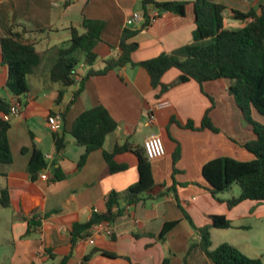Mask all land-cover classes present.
Segmentation results:
<instances>
[{
	"label": "crops",
	"instance_id": "obj_1",
	"mask_svg": "<svg viewBox=\"0 0 264 264\" xmlns=\"http://www.w3.org/2000/svg\"><path fill=\"white\" fill-rule=\"evenodd\" d=\"M153 1L183 2L184 15L160 12L147 25L144 19L127 26L126 20L132 14L144 16L142 0H0V42L10 35L13 27L16 33H21L14 36L18 42L33 44L37 51L43 52L66 44L71 37L70 28L81 33L83 20L99 21L103 27L100 41L94 47L97 55L94 70L102 69L106 60L120 54L124 30L134 32L127 41L137 44L131 55L134 63L173 54L190 44L195 28L194 0ZM209 1L242 12L264 2ZM224 26L233 30L239 24L225 14ZM50 66V61H45L28 76L29 92L17 99L21 111L9 120L7 137L12 161L7 165L0 162V190L8 198L7 207L0 206V251L4 253L0 264H59L63 259L67 264H81L84 258H87L85 264H162L165 258L169 264H184L189 245L200 240L195 228L209 226V217L213 215L224 216L231 228H211V248L229 244L263 261L264 202L245 201L228 209L224 202L229 199L228 191L219 194L217 201L205 189L207 184L202 178L203 166L213 159L228 157L245 162L253 158L243 147L252 135L228 93V81L219 79L202 86L189 81L160 94L159 89L151 87L150 77L143 68L128 65L104 76L88 78L82 92L71 103L78 83L89 69L81 63L76 68V83L64 88L57 102L62 87L50 80ZM7 73L6 65L1 63L0 48V99L11 102L13 96L5 86ZM178 76V70L170 69L161 82L172 84ZM162 102L168 105L158 108ZM96 106L104 107L117 127L106 137L102 149L88 154L85 163L78 167L85 150L75 144L70 130L81 113ZM206 113L218 133L185 127L191 122L194 128H199ZM51 114H61L63 118L55 132L65 138V148L59 154L54 132L46 125ZM150 115L154 116L152 124L148 123ZM151 135L160 136L165 149L162 158L150 161L154 190L143 195L136 205L125 208L113 223L111 237L91 234L93 244L83 239L73 245V226L88 223L94 214H103L107 195L123 192L139 178L137 158L131 151L114 155L113 162L124 167L116 173H109L103 153L111 154L116 144L141 148L145 138ZM33 148L48 162L49 167L43 172L49 179L52 163L65 178L56 182L39 177L31 180L27 164ZM157 193L165 194L152 199ZM176 197L191 221L184 217ZM32 217L38 225L26 236L28 220ZM170 222L177 223L159 240L164 224ZM259 228H262L260 237H254V230ZM102 252L117 257H105ZM186 263L213 264L199 247L188 253Z\"/></svg>",
	"mask_w": 264,
	"mask_h": 264
},
{
	"label": "trees",
	"instance_id": "obj_2",
	"mask_svg": "<svg viewBox=\"0 0 264 264\" xmlns=\"http://www.w3.org/2000/svg\"><path fill=\"white\" fill-rule=\"evenodd\" d=\"M141 5L146 25L149 24V18H147L149 7L159 12L184 15L185 3L183 2L157 3L153 0H142ZM193 5L195 28L190 44L181 47L173 54H161L150 60L134 63L131 55L136 51L137 44L127 42L134 32L124 30L119 44L120 54L106 60L104 67L99 70H94L92 66L97 59L94 47L100 41L102 22L83 20L81 33L75 28H70L71 37L66 44L43 52L37 51L33 44L18 42L14 36H21V33H16L11 27L10 35L2 38L0 42L1 63L6 65L8 71L6 89L16 99L26 95L29 92L28 76L34 74L45 61H50L51 64L50 80L62 87V90L58 92L57 102L63 96V89L76 83V68L81 63L86 64L89 69L78 83V89L74 91L71 103L82 92L88 78L104 76L110 71L128 65L143 68L150 77L151 87L154 90L159 89L160 94L175 85L189 81H195L200 86L219 79L228 81V93L232 96L246 128L252 135V139L244 143L243 147L253 158L243 162L222 157L207 162L202 168V178L207 184L205 189L214 199L220 201L218 195L231 190L232 185L237 184L239 194L224 201L228 209L245 201L264 202V124L261 125L252 118V113L255 112L258 117L264 120V2L247 12L230 9L209 0H194ZM225 14H228L231 20L238 22L239 27L233 30L226 29L224 26ZM21 30L22 33L26 31L24 28ZM170 69L178 70L179 76L174 83L165 85L161 82V78ZM9 109L10 102L0 99V162L6 165L12 161L7 137L10 119L4 120L3 118L4 115L9 114ZM116 127V121L102 106L84 111L75 119L70 135L74 138L75 144L85 150L78 161V167L85 163L88 154L102 149L106 137L115 131ZM185 127L190 130L208 129L214 133L219 132L207 113L199 128H194L191 122ZM53 138L56 153L59 154L65 148V138L63 135L55 133ZM125 151H131L137 158L139 175L137 183L121 193L111 192L108 194L103 214H94L86 224H75L71 232L73 245L90 236L89 230L93 224L98 222L114 223L126 207L136 205L142 200L143 195L154 190L150 161L146 157L143 147H132L128 143L116 144L111 154L104 152L103 157L109 173H116L124 169L123 166L113 162V157ZM173 158L175 162L177 155ZM48 167L49 164L43 154L33 148L27 164V173L30 179L36 181L39 174ZM50 170L49 181L56 182L65 178V175L55 167V163L50 165ZM164 194L157 193L152 199L161 198ZM176 200L184 217L191 221L179 205L177 197ZM7 203V193L0 190V206L7 207ZM209 219V226L195 228L200 240L189 245L183 258L184 264H187L186 257L194 247H199L213 264H263L260 259L248 258L229 244L211 248L210 229H228L231 228V223L224 216L219 215L210 216ZM176 223H165L158 239L162 241L166 232ZM37 225L35 217L28 220L25 235H29L33 227ZM102 255L109 258L117 257L106 252H102ZM86 261L87 258H84L81 264H85ZM59 264H67V260L63 259ZM162 264H169L168 258H165Z\"/></svg>",
	"mask_w": 264,
	"mask_h": 264
},
{
	"label": "built area",
	"instance_id": "obj_3",
	"mask_svg": "<svg viewBox=\"0 0 264 264\" xmlns=\"http://www.w3.org/2000/svg\"><path fill=\"white\" fill-rule=\"evenodd\" d=\"M159 14H160L159 11L151 9L147 14L148 16L147 18H149V22H152L153 20H155L159 16ZM144 19L145 17L143 15L134 13L126 20V25L134 26L138 24V22L143 21ZM167 105H168L167 102H162L158 104L157 107L162 108ZM20 111H21L20 103L18 102L17 99L13 98L10 102L9 114L4 115L3 118L4 120H9L11 117L18 116ZM62 121H63V118L61 114H51L46 119V125L51 132L55 133L61 127ZM153 121H154V116L150 115L148 123L152 124ZM142 147L149 161L162 158L165 154L163 141L161 137L158 135H151L145 138V140L143 141ZM39 179L48 181L49 179L48 174L41 172L39 174ZM89 232H90V236L86 238V241L89 244H93L94 240L91 234H94V235L100 234L105 237H111L114 233V225L113 223H110V222H98L91 226Z\"/></svg>",
	"mask_w": 264,
	"mask_h": 264
},
{
	"label": "rangeland",
	"instance_id": "obj_4",
	"mask_svg": "<svg viewBox=\"0 0 264 264\" xmlns=\"http://www.w3.org/2000/svg\"><path fill=\"white\" fill-rule=\"evenodd\" d=\"M252 118H253V120L254 121H256L257 123H259V124H261V125H263V123H262V121H261V119H259L256 115H255V113L253 114L252 113ZM238 193H239V188H238V185L237 184H233L232 185V187H231V190H229L228 191V193H226L227 195H229L228 197L229 198H231V196L232 195H234L235 197H236V195H238ZM261 230H262V228H259V229H256V230H254V234H255V236L254 237H260V234H261ZM264 231V230H263ZM261 237H264V232L261 234ZM240 251V250H239ZM241 252V251H240ZM242 253V252H241ZM3 252L2 251H0V259H1V257L3 256ZM242 254H244V253H242ZM245 255V254H244ZM253 255V254H252ZM246 257H248V258H252V259H257V258H255V257H253V256H251V254H246L245 255ZM260 259V258H259ZM261 260V259H260ZM1 261V260H0ZM262 261V260H261ZM264 262V259H263V261H262V263Z\"/></svg>",
	"mask_w": 264,
	"mask_h": 264
}]
</instances>
